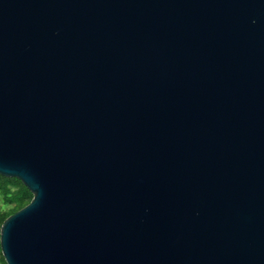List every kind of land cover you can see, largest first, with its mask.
I'll list each match as a JSON object with an SVG mask.
<instances>
[{
    "label": "water",
    "instance_id": "obj_1",
    "mask_svg": "<svg viewBox=\"0 0 264 264\" xmlns=\"http://www.w3.org/2000/svg\"><path fill=\"white\" fill-rule=\"evenodd\" d=\"M5 264H264V0H0Z\"/></svg>",
    "mask_w": 264,
    "mask_h": 264
},
{
    "label": "trees",
    "instance_id": "obj_2",
    "mask_svg": "<svg viewBox=\"0 0 264 264\" xmlns=\"http://www.w3.org/2000/svg\"><path fill=\"white\" fill-rule=\"evenodd\" d=\"M0 199L3 207L0 208V229L3 222L10 215L25 207L32 199V194L16 178H7L0 175ZM0 261H5L0 253Z\"/></svg>",
    "mask_w": 264,
    "mask_h": 264
},
{
    "label": "rangeland",
    "instance_id": "obj_3",
    "mask_svg": "<svg viewBox=\"0 0 264 264\" xmlns=\"http://www.w3.org/2000/svg\"><path fill=\"white\" fill-rule=\"evenodd\" d=\"M3 207V201L0 199V208ZM1 253V252H0ZM0 264H2V262L0 261Z\"/></svg>",
    "mask_w": 264,
    "mask_h": 264
}]
</instances>
